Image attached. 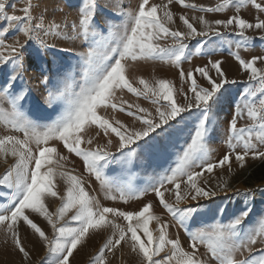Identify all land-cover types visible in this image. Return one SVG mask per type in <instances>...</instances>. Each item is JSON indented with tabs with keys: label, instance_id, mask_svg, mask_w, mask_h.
<instances>
[{
	"label": "snow or ice",
	"instance_id": "6c2138e0",
	"mask_svg": "<svg viewBox=\"0 0 264 264\" xmlns=\"http://www.w3.org/2000/svg\"><path fill=\"white\" fill-rule=\"evenodd\" d=\"M177 2L182 7L201 13L223 12L233 5L239 11L247 4L264 12V5L257 3V0H220L214 7L186 4L185 0ZM171 3L172 0H167L165 4H149V0H139L134 8L121 5L118 12L122 18L121 30L110 33L109 40L99 31L100 24L96 20L100 8L98 0H82L78 9V24L73 22L70 32L72 39H82L88 43V47L77 53L83 73L79 91H69L67 68L57 64L55 60L44 59L56 45L48 44L41 38L42 33L44 36L68 39V23L61 24L53 20L46 25L44 12L38 17L33 16L31 0L18 9L22 15L15 14V4L11 6L12 14H9L6 10L7 0H0V22H3L0 23V66L9 69L0 83V102L6 101L10 107V111L0 108V122L10 126V131L22 133V138L19 135L0 137V157L11 156L14 159V163L0 176V188L8 190L0 191V230L4 231L14 248L25 259L29 257V252L20 238V222L43 242L46 264H70L69 258L90 232L108 228L112 230V234L92 257L90 264H105L106 253H112L122 246H127L139 258V264H205L197 255V244H203L217 264H264V246L255 247L258 243L264 245V214L258 217L253 227L244 228L252 211L248 204L254 191L232 190L228 181L223 179L215 190H205L200 186V179L205 173L211 174L214 169L225 165L231 170L230 159L233 154L240 167L244 166L249 154L254 159H264V151H257L256 145L252 143V134L256 132L255 138L264 144V68L256 67L258 61L264 63V55L245 60L241 58L239 51L230 52L240 69L247 72L248 79L243 81L245 88L227 122V144L231 151L215 162L210 161L207 147L215 107L224 95L226 85L237 83L236 80L227 78L221 60H209L205 66L187 73L180 70L181 82H188L187 92L183 88L179 90L184 96L182 104L175 99L177 90L169 80L149 82L137 78L135 83L138 86H134V82L127 78L129 61L161 59L179 67L188 47L185 41L195 37H218L219 43L223 44L225 35L230 30L229 34L237 37V49L247 48L257 38L264 41V19L250 23L240 15L215 21L206 20L203 15L198 18L193 16V20L198 19L200 22L201 28L198 31L187 16L181 15L179 20L185 30H173L170 27L174 23L173 13L169 9ZM220 28L225 32H221ZM13 30L23 35V42L19 39L12 43L6 41L7 34ZM247 30H260L262 34L250 37L246 35ZM168 39L172 41L170 45L160 43ZM33 42L37 45V54L44 61L36 68L34 77L38 90L42 92L41 108L44 105L51 108L57 102L64 105L56 118L47 124L39 123V118L30 119L23 111L31 93V88L24 81L28 71L25 53ZM205 43L207 40L197 45V54L203 53ZM215 50L209 48V52ZM211 70L215 71L216 78L210 76ZM194 73L203 77L207 86H201ZM17 81L23 86L18 85ZM125 89L133 96L150 102L155 115L139 103H130L117 97V91L123 92ZM108 108L126 114L133 122L138 121L140 127H136L135 123L129 126L118 119L112 121L98 114L101 109ZM193 109L196 111L192 112ZM182 113H188L196 123L194 134L190 133V143L178 154L175 167L166 169L155 182L138 192L131 189L126 191L119 186L113 188V182L103 174L105 166L111 162L133 165L141 154L158 146L161 139L171 134L178 123L177 117H181ZM245 115L252 123L248 127L238 128L237 120ZM93 126L100 130L97 135L102 132L108 137L107 144L93 146L94 138L85 139L87 129ZM111 134L119 138L115 153L110 150L113 145ZM52 141L59 142L69 154H74L83 161L85 171L99 182L106 199L115 201L118 193L119 199L126 201L142 197L146 192H153L159 204L186 230L188 222L203 207L200 201H210L219 193L226 195L233 191L234 195L242 196L245 208L233 215L227 223L217 221L212 224L208 231H188L192 250L187 251L181 246L179 239L168 238L169 225L161 223L160 218L153 215L151 202L135 212L101 207L96 197L85 190L80 177L67 170H60L64 167L61 161H66L68 157L57 151V147L50 146ZM241 146L243 151L236 152V148ZM56 175L67 185L62 196L54 190ZM258 190L264 192V188ZM166 193L174 195L175 204H170L165 199ZM46 197H57L60 200V207L55 213L48 211L44 203ZM189 199L196 202L195 205L179 207ZM26 211L36 213L47 221L53 230L51 238L29 218ZM218 212L222 216L225 209L219 208ZM65 217L67 220L58 226ZM109 217L123 218L128 221L127 226L124 227ZM152 220L156 221L157 235L149 229V222ZM141 230L146 239L138 235ZM165 249L167 254L158 258ZM237 254L240 255L239 259L236 258Z\"/></svg>",
	"mask_w": 264,
	"mask_h": 264
},
{
	"label": "rangeland",
	"instance_id": "374dc122",
	"mask_svg": "<svg viewBox=\"0 0 264 264\" xmlns=\"http://www.w3.org/2000/svg\"><path fill=\"white\" fill-rule=\"evenodd\" d=\"M98 2L100 8L96 20L100 24L99 31L105 38L111 40L110 33L121 30L120 26L122 18L118 15L120 6L123 5L126 8H134L138 5L139 0H98ZM219 2L220 0H185L186 4L203 5L205 7H214ZM28 3L29 0H7L6 10L9 14H12L13 10L11 6L15 4L17 7L15 14L22 15V12L18 9L26 6ZM31 3L33 4V16L38 17L44 12L46 25L53 20L61 24L68 23V39L55 36H44L41 33V38L46 43L56 45V48H53L44 59L48 61L55 60L57 64L64 65L69 74V91H79V85L82 82L83 73L77 53L86 50L88 43L84 42L82 39H72L70 26L73 22L78 24V9L82 0H31ZM152 3L165 4L167 3V0H149V4ZM257 3L264 5V0H257ZM169 9L174 16V23L170 25V27H172L173 30L181 31L185 30L184 25L179 20L181 15L187 16L189 22L192 23L198 31L200 30L201 25L198 19H192L193 16L198 18L203 15L206 20L215 21L217 19L225 20L233 15H240L250 23H255L257 19H264V12H259L251 4L241 7L239 11H237L236 7L233 5L223 12L201 13L192 8L182 7L177 0H172ZM220 31L225 32L223 28H220ZM229 33H226L223 44L219 43L218 37H195L185 41L188 47L185 51V58L182 59L179 67L174 66L171 62H166L161 59L128 62L127 78L134 82V86H138L135 83L137 78H143L149 82H154L159 79L169 80L177 90L175 99L178 103L182 104L184 96L180 94L179 90L183 88L184 92H187L188 82H181L179 75L180 70L183 69L185 73H187L190 70L194 71L197 67L205 66L208 64L209 60L222 61L221 66L227 78L229 80L234 79L237 83L226 85V91L215 107L212 127L210 128L209 136L207 138V147L209 149L211 162L219 160L226 152L231 151L227 144V122L230 120L234 112V107L240 97V93L245 88L243 81H247L248 79L247 72L240 69L238 62L232 55H230V52L239 51V55L245 60L250 59L253 56L264 55V41L257 38L251 41L247 48L240 47L237 49V37ZM261 34L260 30H247L246 32V35L254 38L259 37ZM15 39H19L21 42L24 41L22 34H19L14 30L10 31L7 34L6 41L12 43ZM205 40H207V43L204 45L203 53L197 54V45ZM160 43L162 45H170L172 41L168 39L163 40ZM209 48H215L216 50L209 52ZM61 49H71V51H62ZM25 55L27 57L26 67L28 68V71L24 76V81L27 83V86L31 88V93L25 102L23 111L30 119L39 118L38 122L41 124L50 123L51 120L55 119L59 112L63 110L64 105L62 102H57V104L51 108H48L46 105L43 106V109L41 108V105H43L42 92L38 90L39 86L34 77L36 75V68L44 61L37 54V45L34 42L28 46ZM208 67L211 68L210 65H208ZM256 67L264 68V63L258 61ZM8 70V68L0 66V83L5 79V74ZM209 74L213 78H216L214 70H211ZM194 75L201 86H207L203 77L196 73H194ZM17 84L23 86L20 81H17ZM61 87L63 88V85ZM43 95H46V93H43ZM116 95L130 103L141 104L142 107L148 108L155 115L153 106L142 97L137 98L131 93H128L126 89L123 92L117 91ZM116 102L119 104V100ZM0 108L10 111L9 104L6 101L0 102ZM195 111V109L192 110V112ZM98 114L112 121L118 119L129 126H132L133 123H135L136 127H140L138 121L133 122L131 117H128L126 114L119 111H113L111 108H108L107 110L101 109ZM181 117H177L178 123H176L175 127L171 130V134L161 139L158 146L141 154L134 161L133 165H122L116 162H111L105 166L103 174L109 181L113 182V188L119 186L126 191L131 189L138 192L155 182V180H157L166 169L175 167L178 154H181L183 149L187 146V143H190V133L194 134V126L196 123V120L188 113H182ZM251 123V120L245 115L237 120V127H248ZM98 131L100 130L93 126L87 129L84 134L85 139L89 137L94 138L93 146L96 144H107L108 137H105L102 132L97 135ZM4 135H19L22 138V133L10 131V126H5L0 122V137ZM256 135V132H253L252 143L256 145L257 151H264V144H261L255 138ZM111 139L113 140V145L110 150L115 153L119 138L114 134H111ZM50 146L57 147V151L68 157L66 161H61L64 167L60 170H67L71 174L80 177L83 180L85 190L90 195L96 197L101 207H115L122 211L135 212L139 211L144 204L151 202V211L153 215L158 216L161 223H167L169 225L167 230L168 238L179 239L181 246L187 251L192 250L190 247L188 231L200 229L208 231L212 224L217 221L227 223L233 215L238 214L245 208V200L242 196L234 195L233 191L228 192L226 195L224 193H219L217 197L212 198L210 201H200L203 207L200 212L195 215V218L188 222V229L186 230L184 227H181L177 221L172 218V215L159 204V200L153 192L149 191L142 197H133L126 201L120 200L118 193H116L117 199L115 201L106 199L105 194L100 189L99 182L94 176L85 171L83 161L80 158L76 157L74 154H69L67 150L63 148L62 144L57 141H52ZM83 146L86 147L87 145ZM242 151V146L236 148V152ZM262 160L263 159L259 158L254 159L251 154H249V156L245 158L244 166L240 167L233 154L230 159L231 170H229L228 165H225L223 168L214 169L211 174L205 173L200 179V186L205 188V190H215L216 186L223 179L228 181L229 188L232 190L239 189L243 191L245 189H252L254 191V196L249 198L250 202L248 207H250L252 211L244 224L245 229L253 227L256 224L258 217L261 214H264V192L258 190L264 188V182L252 184L251 186L245 185L249 181L246 178L249 169ZM13 163L14 159L11 156H8L7 158L0 157V176H2ZM196 171H199V169H196ZM205 181H207V183H205ZM54 186V190L61 196L64 194L67 187L64 180L59 175L54 176ZM0 191L8 190L6 188H0ZM165 199L170 204H175L173 194L166 193ZM44 203L49 212L55 213L60 207L61 202L57 197H46ZM195 203L196 202L189 199L187 202L181 203L179 207L183 208L195 205ZM219 208L225 209V213L222 216L218 212ZM26 214L29 215V218L39 227H41L49 238L52 237L53 230L43 217L36 213H31L30 211H26ZM109 218L115 219L117 223L124 227L127 226L128 221L123 220V218ZM65 220H67V217H65L64 220H61L58 226L63 224ZM133 223H135V221H133ZM18 227L20 238L26 251L29 252V257L25 259L22 254L14 248L11 240L6 237L4 231L0 230V264H46V249L40 238L30 228L25 226L23 222H20ZM149 229L153 231L154 235L158 234L155 220L149 222ZM111 234L112 230L110 228L90 232L86 239L78 245L76 250H74L73 255L69 258L70 264H90L92 257L96 255L99 248L107 238L111 236ZM138 235H140L142 239H146L142 230L138 231ZM262 246L264 245L258 243L255 247L260 248ZM166 254L167 249H165L158 258H163ZM197 255L205 262V264H217V261L212 257L211 253L203 244H197ZM236 258L239 259L240 255L237 254ZM105 264H139V258L134 253H131L127 246H122L115 249L112 253H106Z\"/></svg>",
	"mask_w": 264,
	"mask_h": 264
},
{
	"label": "trees",
	"instance_id": "16d2710c",
	"mask_svg": "<svg viewBox=\"0 0 264 264\" xmlns=\"http://www.w3.org/2000/svg\"><path fill=\"white\" fill-rule=\"evenodd\" d=\"M246 178L249 180L248 183L245 184L247 186L264 182V159L249 169L246 174Z\"/></svg>",
	"mask_w": 264,
	"mask_h": 264
}]
</instances>
